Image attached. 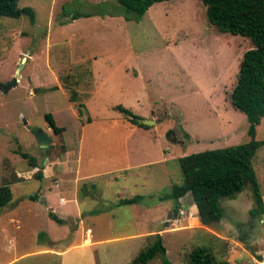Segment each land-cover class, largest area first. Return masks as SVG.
Returning <instances> with one entry per match:
<instances>
[{"label":"rangeland","instance_id":"1","mask_svg":"<svg viewBox=\"0 0 264 264\" xmlns=\"http://www.w3.org/2000/svg\"><path fill=\"white\" fill-rule=\"evenodd\" d=\"M17 7L31 8L35 18L0 17V186L13 192L0 211L6 221L18 219L1 237L2 258L32 253L15 264H130L157 233L170 264H189L198 247L232 264H261L264 210L250 214L249 184L221 201L224 217L208 227L219 235L194 228L189 194L178 215L176 201L162 199L182 183L178 158L247 141L246 115L225 96L250 41L217 32L201 0L155 3L137 22L124 19L117 0H19ZM118 105L154 125H132ZM45 113L61 135L48 127ZM36 130L51 137L48 157ZM256 139L262 145L252 168L264 208V123ZM19 150L35 159V168ZM136 195L143 197L138 204L118 205ZM60 198L64 210L79 209L80 216L50 220V206L66 202ZM88 228L97 242L80 247ZM40 231L63 257L34 254ZM148 264H162V257Z\"/></svg>","mask_w":264,"mask_h":264},{"label":"trees","instance_id":"2","mask_svg":"<svg viewBox=\"0 0 264 264\" xmlns=\"http://www.w3.org/2000/svg\"><path fill=\"white\" fill-rule=\"evenodd\" d=\"M18 1L0 0V17L18 18L27 15L33 22L35 18L33 10L27 7L19 9ZM164 1L168 0H117L123 9L124 19L135 22L139 21L152 5ZM201 2L206 8L208 22L217 32L245 37L252 45V48L242 56L232 91L225 96L233 109L246 115L247 141L178 158L182 183L174 185L162 198L176 201L175 215H178L179 200L189 194L196 207L199 222L205 227H211L219 224L224 217L221 201L235 199L247 184L251 186L254 201L250 214L259 216L264 210L252 168L253 158L262 145V142L256 139L257 127L264 123V0H201ZM74 97L76 93L72 92L71 98ZM82 106L78 104L80 114ZM115 109L125 114L132 125L144 130L149 129V126L140 123L138 117L129 110L119 105ZM44 118L54 134H62L63 128L57 125L52 114L45 113ZM18 153L29 160L32 168L36 167L33 157L20 150ZM37 177L42 178V173L38 172ZM12 198L11 188L8 185L0 186V208L7 206ZM140 199L142 197L139 195L124 198L118 205H132L138 203ZM49 216L57 223L63 224V220L52 212ZM40 237L42 236L39 235ZM152 237L153 241L141 249L130 264H148L158 255L162 257V264H170L166 259L162 236L155 234ZM258 259L264 264L262 257L258 256ZM189 264L232 263L227 258H217L209 248L198 247L191 251Z\"/></svg>","mask_w":264,"mask_h":264},{"label":"crops","instance_id":"3","mask_svg":"<svg viewBox=\"0 0 264 264\" xmlns=\"http://www.w3.org/2000/svg\"><path fill=\"white\" fill-rule=\"evenodd\" d=\"M21 62V61H20ZM78 175V174H77ZM137 196V195H136ZM140 196V195H139ZM134 197V196H133ZM32 197H30V199H31ZM130 198H132V197H130ZM122 199H124V198H122ZM142 199H143V197H142ZM142 199H140V201L142 200ZM182 199V198H181ZM181 199L179 200V202L181 201ZM121 200V199H120ZM119 200V201H120ZM34 201V200H33ZM59 201H66L64 198H60L59 199ZM139 201V202H140ZM138 202V203H139ZM33 203V202H32ZM66 203H67V201L65 202V204H63V205H58V208H54V207H52V206H50V208L51 209H53V211L55 212V213H57L58 215H59V219H62V220H66L67 219V217H69V216H76V217H79L80 216V212H79V209H78V212L76 213L75 211H74V209L73 210H64L65 209V205H66ZM119 203V202H118ZM138 203H135V204H132V205H136V204H138ZM176 203V202H175ZM33 204H35V205H37V203H33ZM38 205L43 209V211L45 212L46 211V209H44V207H42L41 205L42 204H40V203H38ZM44 205V204H43ZM45 207H46V205H44ZM122 206V205H121ZM59 207H63V209H61V210H59ZM194 207H195V205H194ZM76 210H77V208H76ZM194 211H195V213L197 214V210H196V207L194 208ZM50 212H52L51 210L49 211V212H47V215H48V217H49V219L50 220H52L51 218H50V216H49V213ZM54 212H52L53 214H54ZM72 212V213H71ZM76 213V214H75ZM4 214H6V213H3V211H0V245H1V243H4L3 241H2V236H4V234H6V232H5V228L8 226V225H11V224H17L18 225V223H17V218H15L13 215L12 216H10V217H8L7 218V221L5 220V218H3L2 217V215H4ZM195 219H196V224H195V226H194V228L195 229H198L199 231H209V232H211L210 231V229L211 228H208V227H205V226H203V225H201V223L199 222V219H198V217L196 216L195 217ZM12 227V226H11ZM186 229L187 230H189V229H192V228H187L186 227ZM41 233L39 234L38 233V241H37V251L34 253V254H38V255H53V256H59V257H63L64 256V252L65 251H63V250H57V249H54V247H52L51 249H49L48 248V246H55V241L54 240H52V238L47 234V233H45V232H42V231H40ZM145 233H146V231H144ZM141 233L140 235H141V237H144L145 236V233ZM152 232H158L157 230L156 231H152ZM43 233H45L46 235H47V241H49L48 243H47V246L46 247H43V245L41 244V243H44V242H42L40 239H41V237L39 238V235H41L42 236V234ZM93 233V229L92 228H88V229H86L85 230V233H84V238H83V242L80 244V245H78V246H80V247H93V246H95V243L97 242V241H92L91 242V237H93L94 235L92 234ZM149 233V235H151L150 234V232H148ZM211 233H213V232H211ZM215 233V232H214ZM213 233V234H214ZM44 234V235H45ZM144 234V235H143ZM157 234V233H156ZM215 234H217V233H215ZM153 235H155V234H153ZM217 235H219V234H217ZM43 237V236H42ZM99 242V241H98ZM50 243H53V245H50ZM91 243V244H90ZM3 245V244H2ZM1 245V246H2ZM1 246H0V249H1ZM77 246V245H76ZM166 248V247H165ZM9 250H13L14 251V248L13 247H11ZM5 253H7L8 254V252H5ZM258 253V252H257ZM2 254H3V252H2ZM29 254H32V253H23V254H19V255H16L15 254V256H12V257H4V258H2L3 256L1 255V253H0V264H15V263H17V261L18 260H20V259H24V258H26L27 257V255H29ZM4 255V254H3ZM94 255H91L90 257L92 258ZM254 259V258H253ZM72 261V263L74 264L75 263V260L73 259V260H71ZM61 263H62V260H61Z\"/></svg>","mask_w":264,"mask_h":264},{"label":"water","instance_id":"4","mask_svg":"<svg viewBox=\"0 0 264 264\" xmlns=\"http://www.w3.org/2000/svg\"><path fill=\"white\" fill-rule=\"evenodd\" d=\"M22 63V61H21ZM16 85V81L14 80L11 84L7 85V86H1V89L6 92L8 91L11 87ZM138 121L140 123H142L143 125L146 126H150V125H154V122L151 120H144V119H138ZM27 124V123H26ZM35 138L39 144V146L45 150L46 156L48 157L50 154V149L49 146L52 142L51 137L46 134L45 132H43L42 130H36L35 133Z\"/></svg>","mask_w":264,"mask_h":264}]
</instances>
